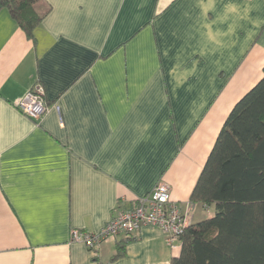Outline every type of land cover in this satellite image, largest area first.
<instances>
[{"label":"crops","instance_id":"crops-1","mask_svg":"<svg viewBox=\"0 0 264 264\" xmlns=\"http://www.w3.org/2000/svg\"><path fill=\"white\" fill-rule=\"evenodd\" d=\"M235 5L236 11H230ZM33 38L0 9V264H170L142 226L112 260L70 240L133 208L158 181L188 225L190 195L234 104L263 76L264 0H42ZM218 36L222 45L208 40ZM48 108L16 106L33 85Z\"/></svg>","mask_w":264,"mask_h":264},{"label":"trees","instance_id":"trees-1","mask_svg":"<svg viewBox=\"0 0 264 264\" xmlns=\"http://www.w3.org/2000/svg\"><path fill=\"white\" fill-rule=\"evenodd\" d=\"M42 0H0L33 38L48 8ZM190 201L214 214L185 227L170 264H264V66L263 76L232 107L192 189ZM130 236L116 242L112 260Z\"/></svg>","mask_w":264,"mask_h":264},{"label":"built area","instance_id":"built-area-1","mask_svg":"<svg viewBox=\"0 0 264 264\" xmlns=\"http://www.w3.org/2000/svg\"><path fill=\"white\" fill-rule=\"evenodd\" d=\"M16 106L32 120L41 118L48 108L42 86L33 85L18 99ZM196 205L191 203L193 207ZM188 219V213L170 197L169 186L158 181L148 194L137 200L133 208L119 212L98 230L72 229L70 240L81 242L95 251L101 242L114 240L119 236H130L147 225L159 228L166 243L170 247H176L183 230L188 226Z\"/></svg>","mask_w":264,"mask_h":264},{"label":"clouds","instance_id":"clouds-1","mask_svg":"<svg viewBox=\"0 0 264 264\" xmlns=\"http://www.w3.org/2000/svg\"><path fill=\"white\" fill-rule=\"evenodd\" d=\"M230 11L232 12H235L236 11V6L233 5L230 7L229 9ZM229 33H219V34H216V33H211L210 29H209V32L207 33V37H208V40L213 43L214 45L216 46H221L222 45V41L221 39L217 38L218 36H225V35H228Z\"/></svg>","mask_w":264,"mask_h":264}]
</instances>
